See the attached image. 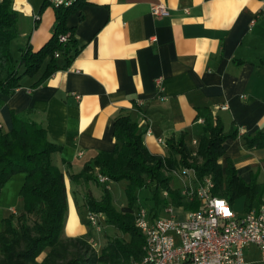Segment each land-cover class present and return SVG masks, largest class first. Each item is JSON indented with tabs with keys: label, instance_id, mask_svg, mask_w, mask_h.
<instances>
[{
	"label": "crops",
	"instance_id": "0c3cea01",
	"mask_svg": "<svg viewBox=\"0 0 264 264\" xmlns=\"http://www.w3.org/2000/svg\"><path fill=\"white\" fill-rule=\"evenodd\" d=\"M158 4L167 15L153 18L150 7ZM11 6L19 32L11 50L29 45L37 52L52 36L55 8L45 0H11ZM65 26L76 54L69 61L56 57L60 68L51 76L40 80L45 63L23 77L13 95L0 94L2 132L12 130L15 115L41 125L48 140L61 146L51 160L64 177L65 238L93 237L74 221L68 201L70 193L100 200L102 189L69 176L81 173L97 153L114 150L119 112L130 111L147 150L162 157L166 147L157 140L179 134L195 153L203 128L199 110L218 115L224 131L264 132V0H86L67 15ZM223 147L222 168L231 161L245 183L264 185V148L249 150L240 137ZM24 179L17 173L0 190V232L22 207ZM243 264H264L256 247L243 250Z\"/></svg>",
	"mask_w": 264,
	"mask_h": 264
},
{
	"label": "trees",
	"instance_id": "16d2710c",
	"mask_svg": "<svg viewBox=\"0 0 264 264\" xmlns=\"http://www.w3.org/2000/svg\"><path fill=\"white\" fill-rule=\"evenodd\" d=\"M86 0H76L67 8H55V25L51 38L37 52L29 45L18 49L19 57L11 52L13 41L18 37V16L12 9L11 0H0V94L11 96L21 87L23 77L34 76L45 64L40 80L51 76L60 67L55 53L70 60L77 50L72 30L66 28L67 15ZM69 33L66 43L59 36ZM74 54H71V53ZM22 70V71H20ZM203 120L202 133L195 153L187 148L181 134L166 139L167 156L151 154L143 143V133L130 111H121L113 120L112 136L114 150L99 152L84 164L81 173L70 175L74 183L82 181L99 185L96 173L110 182H127V204L119 210L113 205L109 190L100 185L102 196L95 200L85 197L84 205L90 213H101L107 226L120 231L124 236L110 238L96 251L88 241L92 237L65 238L64 221L67 212V197L63 173L53 165L52 156L61 151V146L48 140L46 130L39 124L24 121L13 115V128L4 133L0 130V190L13 175L23 173L24 183L19 197L22 207L3 221L0 232V264H134L143 258L144 237L134 223L135 193L151 188L153 204L147 211L151 218H160V212L169 203L186 211L198 209V202L187 203L178 190L170 187L172 174L179 169H192L195 180L210 178L212 195L225 199L232 208L236 199L242 198L243 212L257 210L264 204V185L253 179L249 184L236 175L231 161L222 168L219 163L224 155V143L238 137L249 150L264 148V132L239 135L232 127L224 131L218 115L208 110H199ZM162 192L169 194L162 197ZM90 226V224H89ZM90 229L92 227L90 226ZM44 255L40 261L38 258Z\"/></svg>",
	"mask_w": 264,
	"mask_h": 264
},
{
	"label": "built area",
	"instance_id": "2783aa9c",
	"mask_svg": "<svg viewBox=\"0 0 264 264\" xmlns=\"http://www.w3.org/2000/svg\"><path fill=\"white\" fill-rule=\"evenodd\" d=\"M75 1L45 0L53 8H67ZM150 14L153 18L163 17L167 9L163 4L152 5ZM68 38L69 33L59 36L58 41L64 44ZM55 57H59V53H55ZM155 84L160 88L159 79ZM157 142L166 147L165 140ZM173 174L182 181L179 196L187 203L198 202V209L185 211L181 219L173 213V208L165 210L169 217L158 219L138 209L134 223L144 237V255L134 264H243V250L249 246L256 247L264 261V204L257 210L237 215L225 199L212 195L210 178L197 182L193 170L185 168ZM96 176L99 185L109 189L108 178L99 173ZM162 197L168 198L169 194L162 192ZM87 218L93 231L100 233L104 215L88 212ZM88 243L92 249H97L94 238Z\"/></svg>",
	"mask_w": 264,
	"mask_h": 264
},
{
	"label": "rangeland",
	"instance_id": "374dc122",
	"mask_svg": "<svg viewBox=\"0 0 264 264\" xmlns=\"http://www.w3.org/2000/svg\"><path fill=\"white\" fill-rule=\"evenodd\" d=\"M12 55L14 58H18V53L17 49L15 46H13L12 50ZM109 193L113 202V205L115 206L116 209H120L121 207H124L127 204V198L125 194V188L127 185V182L125 180L119 181V182H109ZM182 186V181L176 177L175 175L172 176L171 182H170V187L172 189H180ZM93 192L101 193V191L93 187ZM151 188H143L135 193V197L137 198V203L134 205V210L135 212L138 209H144L148 211L150 207L152 206L153 202L150 200V194H151ZM243 199H236L233 204H232V209L233 211L241 215L243 214ZM69 209L71 211H75L76 216H74V221L79 224V227H81L86 234H88L89 231L92 232V235L94 240L97 242V249L96 251H100V249L105 245L106 241L110 238H119L123 237L124 235L116 230L113 227L107 226L102 223V230L100 233H96L95 231H92L93 229H90L89 223H88V211L86 210V207L84 205V201L77 195L70 193V198L68 201ZM173 208V213L177 215L178 217L181 216V214L185 213V209H180L169 203L167 206H165L164 209L161 210L160 212V218H166L169 217L170 215L165 213V210ZM67 214V212H66ZM66 220V219H65ZM65 223V221H64ZM105 229V231H103ZM43 254L38 258V261H40L41 257Z\"/></svg>",
	"mask_w": 264,
	"mask_h": 264
}]
</instances>
